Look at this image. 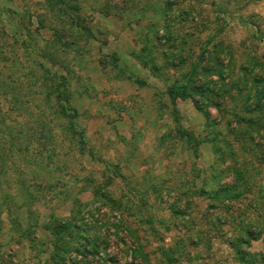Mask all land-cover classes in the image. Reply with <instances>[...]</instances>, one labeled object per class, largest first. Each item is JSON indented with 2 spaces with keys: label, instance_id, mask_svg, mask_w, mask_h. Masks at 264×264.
<instances>
[{
  "label": "rangeland",
  "instance_id": "1",
  "mask_svg": "<svg viewBox=\"0 0 264 264\" xmlns=\"http://www.w3.org/2000/svg\"><path fill=\"white\" fill-rule=\"evenodd\" d=\"M259 148L264 0H0V264H264Z\"/></svg>",
  "mask_w": 264,
  "mask_h": 264
},
{
  "label": "trees",
  "instance_id": "2",
  "mask_svg": "<svg viewBox=\"0 0 264 264\" xmlns=\"http://www.w3.org/2000/svg\"><path fill=\"white\" fill-rule=\"evenodd\" d=\"M58 83H59V81H58ZM184 86L185 85H180V86H178V88H179V90H181V88H184ZM175 88H177V87H175ZM196 90H198V91H201V88L199 87V86H196V87H194ZM170 92V95L173 97V100H174V96L176 95V92H173V90H170L169 91ZM181 94H185V91L184 90H181V91H179ZM57 96L59 97V98H61V96H62V91H58V94H57ZM61 101V100H60ZM196 108H198V110H200L201 112H203V114L206 116V118H208V116L206 115L208 112H207V110H203V107H202V105H201V103L200 104H198L197 102H196ZM60 108H61V113L62 114H65V115H68V114H70V112L71 111H67V107H66V105H63V104H61V102H60ZM69 117H71L72 116V114L71 115H68ZM70 127H71V125H70ZM178 133H179V137L180 138H186V139H190V140H192V139H195V137L194 136H192V135H190V133L189 132H187V131H183V130H181V128H179L178 129ZM198 142H200V140L198 139ZM260 149V148H259ZM260 153H262L263 155H264V149H260ZM204 190V189H203ZM202 190V191H203ZM192 192H194V191H192ZM231 187L230 186H223V187H221L218 191H212V192H210V194H212V197H214V198H220L221 196H225V197H233V195H230L231 193ZM261 195H263V194H261ZM257 216V215H256ZM257 218H262L263 219V221H264V215H263V213L262 212H260V216L258 217L257 216ZM14 220H16V222L17 223H19V221H18V219H13V221ZM248 234H249V232H248Z\"/></svg>",
  "mask_w": 264,
  "mask_h": 264
}]
</instances>
